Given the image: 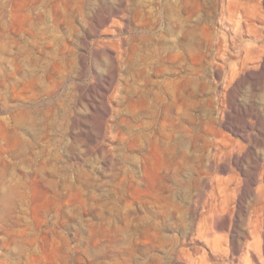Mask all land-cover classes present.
Instances as JSON below:
<instances>
[{
  "label": "rangeland",
  "instance_id": "rangeland-1",
  "mask_svg": "<svg viewBox=\"0 0 264 264\" xmlns=\"http://www.w3.org/2000/svg\"><path fill=\"white\" fill-rule=\"evenodd\" d=\"M0 264H264V0H0Z\"/></svg>",
  "mask_w": 264,
  "mask_h": 264
}]
</instances>
